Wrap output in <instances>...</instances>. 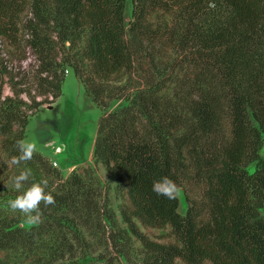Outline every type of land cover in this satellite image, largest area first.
I'll return each instance as SVG.
<instances>
[{"label":"trees","instance_id":"obj_1","mask_svg":"<svg viewBox=\"0 0 264 264\" xmlns=\"http://www.w3.org/2000/svg\"><path fill=\"white\" fill-rule=\"evenodd\" d=\"M124 8L125 0H0L1 40L25 60L22 31L37 61L33 94L23 75L10 74L11 95L0 85V184L31 168L24 189L47 179L55 198L41 204V224L19 226L4 190L0 249L79 264V229L101 221L102 185L90 166L63 178L40 152L10 164L29 116L61 95L68 65L103 110L93 157L125 195L122 220L152 264H264V0H132L127 26ZM113 100L125 104L107 110ZM163 177L194 192L184 214L178 198L153 192ZM140 226H169L175 242H148Z\"/></svg>","mask_w":264,"mask_h":264},{"label":"rangeland","instance_id":"obj_2","mask_svg":"<svg viewBox=\"0 0 264 264\" xmlns=\"http://www.w3.org/2000/svg\"><path fill=\"white\" fill-rule=\"evenodd\" d=\"M131 10L132 0H125L123 12L125 26L131 19ZM156 16L159 19L169 20L168 15L162 11H157ZM28 17V11H24L20 16L21 20ZM26 38L27 36L22 31L19 32L17 39L20 40V46L18 48L26 50V59L21 61L16 58V48L9 45L8 42H3L0 38L2 95H11L12 91L8 82L18 80V78L10 80V74L13 77L16 74L23 75L25 84L20 86L30 90L32 94L34 93L36 80L32 71L36 68L37 61L26 49ZM6 50L9 51L6 52ZM64 69L65 77L61 95L53 102H44L34 114L29 116L23 139L34 141L38 146L37 152L48 158L51 166L59 170L63 178L69 177L74 169L81 172L84 167L90 166L100 180L102 185L101 205L103 207L101 221H97L94 217L87 228L79 229V240L75 243L73 255L79 264H152L151 258L154 253L129 232L127 224L122 220L120 211L126 204L125 195L116 189L115 182L110 178L105 167L101 163L95 162L93 157L97 123L103 110L86 95L72 68L64 65ZM3 70L6 74L1 77ZM44 98L49 100L50 97L41 96L37 99ZM124 104L123 100H113L107 110L119 108ZM262 136L264 138V134ZM262 145L261 149L264 153V142ZM174 182L181 188L177 210L180 214H184L190 205L186 196H194V192L189 191L188 186ZM26 189L17 192L12 181L7 185L0 184V194L4 190L11 191L10 200L15 199ZM260 215L264 218V204L260 209ZM22 220L23 218L18 225L26 226ZM140 229L146 235L148 242L164 245L175 242L169 226L162 228L140 226ZM43 258L46 260L45 257L27 255L26 253L15 255L0 249V261L3 260L0 264H42ZM173 264H182V262L177 259Z\"/></svg>","mask_w":264,"mask_h":264},{"label":"clouds","instance_id":"obj_3","mask_svg":"<svg viewBox=\"0 0 264 264\" xmlns=\"http://www.w3.org/2000/svg\"><path fill=\"white\" fill-rule=\"evenodd\" d=\"M15 147L19 151L18 156L11 158L10 164L19 166L22 162L25 164L31 161L38 150L34 141L20 139L16 141ZM33 177L31 168H25L19 175L12 178V185L17 192L24 189V185ZM48 189V180L42 179L39 182L31 183L22 194L15 199L8 201V207L12 212H19L23 216L22 223L26 226L34 227L41 224L42 212L41 204L45 207L55 204V198ZM153 192L158 196H164L168 199H176L181 193V188L170 178L163 177L153 182ZM57 264H62L58 261Z\"/></svg>","mask_w":264,"mask_h":264},{"label":"crops","instance_id":"obj_4","mask_svg":"<svg viewBox=\"0 0 264 264\" xmlns=\"http://www.w3.org/2000/svg\"><path fill=\"white\" fill-rule=\"evenodd\" d=\"M263 142H264V138H263ZM263 146V145H262ZM260 154L262 155V156H264V153L262 152V149L260 150ZM253 167H254V163H250L249 165H248V169L249 170H252L253 169ZM264 204V203H263ZM261 216V215H260Z\"/></svg>","mask_w":264,"mask_h":264}]
</instances>
